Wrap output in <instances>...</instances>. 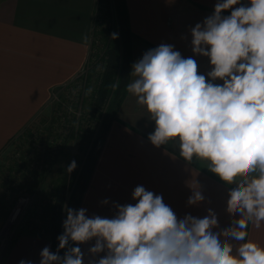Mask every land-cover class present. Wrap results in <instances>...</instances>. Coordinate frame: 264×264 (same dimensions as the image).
Returning a JSON list of instances; mask_svg holds the SVG:
<instances>
[{
    "label": "clouds",
    "instance_id": "9594fccd",
    "mask_svg": "<svg viewBox=\"0 0 264 264\" xmlns=\"http://www.w3.org/2000/svg\"><path fill=\"white\" fill-rule=\"evenodd\" d=\"M190 31L192 52L212 66L207 79L195 59L162 43L132 65L127 92L154 121L148 137L154 146L174 144L186 161H206L226 185H235L227 212L240 218L213 231L219 222L212 209L202 218H178L162 195L137 186V202L115 205L112 218L65 208L58 249L44 247L39 264H84L78 245L93 239L90 256L106 255L89 264H264V247L248 232L249 224H264V0H217L213 14ZM75 167L72 161L68 172ZM203 200L194 190L188 204Z\"/></svg>",
    "mask_w": 264,
    "mask_h": 264
},
{
    "label": "crops",
    "instance_id": "0c3cea01",
    "mask_svg": "<svg viewBox=\"0 0 264 264\" xmlns=\"http://www.w3.org/2000/svg\"><path fill=\"white\" fill-rule=\"evenodd\" d=\"M249 4L250 0H241ZM131 31V66L160 44H170L184 58L196 60L198 73L212 70L208 57L192 52L191 28L214 12L217 0H125ZM97 0H0V150L47 105L54 88L80 73L90 52ZM227 10L222 15H230ZM129 73L128 84L134 77ZM222 84V81H215ZM155 129L145 107L126 92L109 125L79 208L89 217L112 218L115 205L135 204L137 186L162 195L178 218H202L212 209L220 231L239 214L227 212L229 190L207 168L206 161H186L174 144L154 146L148 139ZM194 190L202 202L189 205ZM107 201V203H104ZM249 239L264 247V224L248 226ZM24 238V237H23ZM15 244L5 264L21 260L39 264L40 253L50 244L37 243L26 254L24 239ZM37 241V239H34ZM95 239L78 245L84 264L98 260L89 249ZM20 246V248H19ZM35 246V248H33ZM52 251V248H50ZM53 252V251H52Z\"/></svg>",
    "mask_w": 264,
    "mask_h": 264
},
{
    "label": "trees",
    "instance_id": "16d2710c",
    "mask_svg": "<svg viewBox=\"0 0 264 264\" xmlns=\"http://www.w3.org/2000/svg\"><path fill=\"white\" fill-rule=\"evenodd\" d=\"M96 12L99 14L96 15ZM113 33L118 34L116 39L112 38ZM131 36L125 0H97L86 65L80 73L61 86L67 88V97L72 99L70 107L80 113L78 116H70V107H63L67 105V101L64 104L62 100L57 104L58 107L52 110V123L44 130L46 137L42 143L45 152L42 154L48 157L40 168L43 172L46 171L52 161L50 158H55V153L61 152L69 140L76 142L71 161L56 181L46 186L40 194L38 188L43 180L36 175L35 170L30 169L29 174L13 178V185L36 196V208L41 209L48 219L47 233L53 252H56L59 246L58 236L64 232L63 222L67 216L65 208L78 210L109 125L127 92L131 66ZM114 85L117 86L113 87ZM43 121L37 117L33 119L30 127L26 126L10 138L3 148L15 141L19 152L27 140V143L32 145L40 143L41 133L38 125ZM72 161L76 162V167L68 172ZM16 167V171L12 170ZM24 167V161H21L9 168L10 172H18ZM3 170V167L0 168V172ZM2 183L3 181L0 185ZM29 226L30 223L26 225ZM70 246L77 245L70 242ZM65 250L61 249L59 254L63 256Z\"/></svg>",
    "mask_w": 264,
    "mask_h": 264
},
{
    "label": "rangeland",
    "instance_id": "374dc122",
    "mask_svg": "<svg viewBox=\"0 0 264 264\" xmlns=\"http://www.w3.org/2000/svg\"><path fill=\"white\" fill-rule=\"evenodd\" d=\"M97 14H99V12H96V15ZM67 96V88H61V86L54 88L46 107L33 118L35 119L37 117V119L41 118V121L44 120L42 124L40 123L41 125H38V130L41 133L40 143L36 142L32 145L31 143L28 144L27 140L18 152V147L16 148V144H14L15 141H12L7 147L0 150V168H4V170L0 172V182L3 181L2 185H0V264H5L8 254L10 256L11 249L15 247L17 242L20 244V240L23 237L24 249L26 250L25 255L30 254L28 250L30 246H33L35 243L39 245L48 243L50 244V248H52L51 240L47 233L48 219L43 215L41 209L36 208V196L25 193V191L19 189V186H15L12 183L14 182V176H22L26 173L29 174V170L33 169L36 175L43 180L38 188L40 194L45 190L46 186L56 181L62 170L71 161V157L76 150V142L73 140H69L61 152L55 153V158H50L52 161L46 167V171L43 172L40 168L44 161L46 162L45 158L48 157L46 154H42L45 153L42 147L43 138L46 137V131L44 130L51 126V112L54 108L58 107L57 104H59L61 100L64 104L67 101V105L65 104L63 107L72 106V99ZM69 113L70 116H78L80 112L70 107ZM33 119L28 124V127L31 126ZM25 130H27V128ZM21 161H24L25 167L18 172H10V168ZM15 169L18 168H12V170L16 171ZM7 170H9V172ZM38 177L36 178L38 179ZM19 202H21L20 209L12 218L14 210L19 205ZM28 223H30V226L26 227ZM34 239H37V241ZM33 248H35V246Z\"/></svg>",
    "mask_w": 264,
    "mask_h": 264
},
{
    "label": "bare ground",
    "instance_id": "6f19581e",
    "mask_svg": "<svg viewBox=\"0 0 264 264\" xmlns=\"http://www.w3.org/2000/svg\"><path fill=\"white\" fill-rule=\"evenodd\" d=\"M21 202H22V201H21ZM21 202H19V205L15 208L14 213H13V215H12V218L18 213V211H19V209H20Z\"/></svg>",
    "mask_w": 264,
    "mask_h": 264
}]
</instances>
